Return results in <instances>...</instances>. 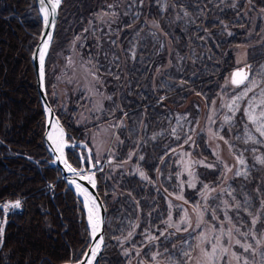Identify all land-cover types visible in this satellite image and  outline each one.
I'll return each mask as SVG.
<instances>
[{"label":"rangeland","instance_id":"rangeland-1","mask_svg":"<svg viewBox=\"0 0 264 264\" xmlns=\"http://www.w3.org/2000/svg\"><path fill=\"white\" fill-rule=\"evenodd\" d=\"M161 1L155 2L159 5ZM163 2L165 8L171 9L173 20L170 22L174 28L183 10L176 0ZM152 3V0H60L58 8L64 9L60 16V35L49 52L51 64L45 74L47 93L56 109L63 116H71L72 125L80 126L77 136L70 139L81 140L82 145L70 149L81 159L82 169L92 170L94 174L100 172L109 204L112 200L117 207H125L130 202L119 188L125 175L135 174L160 189L166 208L164 226L160 229L165 242L159 250L157 241L143 244L146 248L134 264H207L201 249L211 251V245L198 237L203 232L214 241L221 228L225 233L232 229L234 239L252 244L255 252L245 253L233 242L226 258L217 260L216 264H244L245 257L248 264H264V163L260 162L264 160V136L256 131L264 124V118H260L264 111L261 105L264 55L255 57L264 52V0H217L211 5L204 4L203 8L218 23L213 20L208 26L203 17L196 31L189 33L186 48L170 35L169 23L161 25L152 21L149 11ZM223 9L229 15L221 20L216 13ZM128 18L130 23L121 26ZM131 31L136 33V44L127 58L121 36ZM236 34L243 40L226 46L231 51L233 67L223 72L221 79L215 77L217 92L210 100L205 99V94L189 83L201 67L202 59L210 60V49L214 45L219 47V40L224 42ZM89 37L97 40L93 58L83 56ZM143 38L146 43L149 38L154 48L147 49L149 62L143 61L146 56L140 49L144 47ZM250 47L255 48L251 51ZM112 51L114 56H110ZM135 65L142 70L140 82L136 84L129 71ZM242 66H251L249 80L254 79L257 85L246 96L241 95L245 85L231 83L233 70ZM165 83H176L181 92L161 91ZM147 88L152 91L151 108L142 104L139 112L126 115L128 111L123 110L121 96L124 94L129 101L137 99L141 103L143 93L149 92ZM237 96L241 98L235 100ZM163 99L167 106H162ZM248 111L257 117V123L248 119ZM151 112L156 120L155 128L149 130ZM200 136L210 150L208 156L198 148ZM156 141L158 145L161 141L160 148L166 153L158 168L152 165L155 168L152 177L141 161L146 152L151 154L150 146ZM257 142L263 144L257 146ZM160 166H165L164 173ZM202 167L210 168L217 174L216 179L205 178ZM237 172L241 175H236ZM180 196L183 199L177 198ZM117 207L118 210L120 207ZM125 214L127 234L112 237L124 256L129 243L138 244L133 241V235L139 224L137 219L130 218L129 212ZM254 217L256 224L252 225ZM198 222L200 227L196 226ZM245 232L252 234L240 235ZM149 236L148 233L144 239ZM222 243L228 244L226 234ZM232 252L240 256L239 261L232 257Z\"/></svg>","mask_w":264,"mask_h":264},{"label":"trees","instance_id":"trees-1","mask_svg":"<svg viewBox=\"0 0 264 264\" xmlns=\"http://www.w3.org/2000/svg\"><path fill=\"white\" fill-rule=\"evenodd\" d=\"M155 1L152 0V10L151 7L149 8L150 18L161 25L169 23L170 35L176 37L178 44L184 45L185 48L189 33L196 31L197 25H201L203 17H205V23L208 26L212 25L213 20L216 21L214 15L212 16L210 11L205 7L203 8V6L206 3H209V5L216 3L217 0H192L191 2L189 0H176L183 11L179 13L180 19H178L174 28L170 22L173 20L171 9L165 8L164 0L159 5ZM27 8H30L31 16L27 15ZM58 9V23L55 28L56 32L50 49L51 52L58 43L61 27L60 16L64 11L62 6H59ZM205 11L207 15L203 14ZM38 12L36 0H0V198L17 195L26 196L23 203V212L12 215L8 222L5 233L6 238L0 251V264H63L66 261L79 259L89 245V233L81 202L66 181L62 178L56 180L57 171L49 165L46 166L45 162H42L43 170L40 172L34 163L25 159L22 155L14 157L9 153V151L27 152L36 158L47 155L42 139L45 129V117L38 96L34 64H32V50L38 39V36L34 33L39 35L42 28V21ZM23 13L24 18L22 17ZM228 15L229 11L225 9L216 13V16L221 20L226 19ZM130 18L120 25L129 24ZM216 22L218 23V21ZM125 33L122 34L121 39H123L125 54L129 58V54L136 44L134 40L136 33L131 31L126 36ZM95 38L91 37L90 39L89 37L83 48V56L95 57L93 51V47L97 42ZM242 40L240 34H236L224 42L219 40L218 49L211 44L213 48L209 52L210 60H207V58L202 59L201 67L198 68L194 79L189 83L205 94V99L210 100L217 92L215 77L221 79L223 72L233 67L231 51L226 46ZM142 43L144 47L140 48L141 52L146 53L143 61L149 62L147 49L154 48L149 38L147 43L146 39L143 38ZM209 43L211 42L209 41ZM254 48L250 47L251 51ZM227 51L229 52L226 55ZM51 54L46 60V72H48L51 64ZM103 54H100V56L103 57ZM114 55V51H112L110 56ZM261 55H264V52L257 53L255 57ZM223 57L224 59L219 62ZM138 65H135L133 69L129 67L134 84L140 82L139 75L142 74V70L137 68ZM175 84L165 83L161 91L166 93L177 91V93H180L179 89L181 87L175 86ZM148 91L143 93L141 103L137 99L129 101L124 94L121 96L122 103L125 105L123 110L128 111L125 113L126 115L131 112L133 114L139 112V106L150 102L152 91L150 89ZM50 101L54 106L51 97ZM161 101H163L162 106H167L165 104L166 100ZM150 105L149 103L145 106L149 109L151 108ZM123 110L120 109L119 114ZM57 114L68 130V137H76L80 126L72 125L71 116L61 115L59 110H57ZM154 114L158 115L157 117L160 116L157 112ZM155 120L156 116H152L151 112L149 130L153 127ZM203 139L201 136L198 139L200 142L198 148L208 156L211 153L206 148ZM261 144L263 143H256L257 146ZM160 145L162 146L161 141L159 145L157 141L154 142L150 146L152 149L151 154L146 152V157L141 161V165L146 167L148 174L152 177L155 169L152 165H157L158 168V162L163 159L166 153V150H162ZM67 156L74 164H78L79 160L75 157L72 149L69 148ZM159 169L162 170L161 173L165 172V166H160ZM201 173L207 179H216L217 176L210 168L206 167L201 168ZM97 178V189L105 202L107 211L106 244L97 264H134L133 261L138 257L141 250L146 248L143 244L150 245L155 241H157V244L159 243L157 247L159 250L165 242L160 229L164 226L163 217L166 214L165 199L161 195L160 189L151 184L152 182L144 181L135 174L125 175L119 188L121 193L125 192L130 202L125 207L119 205V208L112 200L109 204L105 183L100 174H97ZM49 181H53V185L47 191L48 188L44 186ZM112 195L111 193L110 196ZM116 207L119 209L117 210ZM126 211L129 212L130 218L137 219L139 224L133 235V241L138 244L134 246L129 243L127 254L124 256L120 251L119 244H115L112 237L127 234ZM146 231L151 235L147 240L144 239L148 234H146ZM151 237L157 239H151Z\"/></svg>","mask_w":264,"mask_h":264},{"label":"water","instance_id":"water-1","mask_svg":"<svg viewBox=\"0 0 264 264\" xmlns=\"http://www.w3.org/2000/svg\"><path fill=\"white\" fill-rule=\"evenodd\" d=\"M38 6H39V10H41V8H45L47 10V14H48V26H45V21H44V16L45 13L41 11V18L43 21V26H42V30H41V35L39 36L38 41L36 42L37 44L34 46L33 51H32V64H34V73L36 75V85L38 87V92H39V96L42 102V106L44 107V111H45V131L43 134V139H44V144L46 149H48L50 151V153L52 154V156L57 160V163L60 167V170L62 171V173L64 174V180H66L68 182V185L70 187H72L73 185H84L88 190L91 191V193L94 196V199L96 200V204H97V217H99V219L97 220V217L94 218L93 217V223H96L98 226V230L96 232L95 238H93V223L89 222V215L86 213V220L85 222H87V226L89 229V233H91L90 235V245H88V247L85 249L82 258L77 261L74 262L73 264H87V257H88V253L91 252L97 241H100V238L103 237V240L100 241V246L97 249L93 260H92V264H96L99 260L100 257V253L105 245V225H106V207H105V202L104 200H102L99 191L97 190L96 185L93 187V184L90 182V180H88L85 175L83 173H81L78 169L74 168L71 164L70 161H68V159L66 158V150L69 147H77V146H81V140L76 141V142H71L69 141L68 137H67V130L65 129V127H63L62 122H61V118L60 116H58V114L55 112V109L53 108V106L50 103V98L49 95L47 93V85H46V59L48 56V52L52 43V40L54 38V34H55V28L57 25V18H58V6L56 7V12L55 15L53 16L51 13L52 10V4L54 3V0H44V4L42 5L40 3V0H36ZM49 33L51 34L49 37ZM45 41H47V45H45ZM41 52L44 53V77L43 79H41L40 75H39V68H40V64H39V56L41 54ZM238 69H244V71L249 74V69L246 70L245 66L236 68V70L234 72H236ZM237 79H239V77H237ZM57 123L63 127L64 129V138H65V142H64V148H63V152L61 154V152H57L56 149H54V147L52 146V142L51 139H49V134H51V131L53 129V125L54 123ZM62 155V159L58 160L57 157ZM65 161L67 162V165H70L72 169H75V171H69V169L66 167L65 165ZM91 168V167H90ZM74 182V183H73ZM95 184V183H94ZM79 200L81 202H83V197L80 196L78 194ZM93 253V252H92ZM91 253V254H92Z\"/></svg>","mask_w":264,"mask_h":264},{"label":"snow or ice","instance_id":"snow-or-ice-1","mask_svg":"<svg viewBox=\"0 0 264 264\" xmlns=\"http://www.w3.org/2000/svg\"><path fill=\"white\" fill-rule=\"evenodd\" d=\"M40 3L43 5L44 4V0H40ZM59 3H60V0H55V2L52 4L51 13H52L53 16L55 15L56 7L58 6ZM41 11L42 12H45V16H44L45 26H48V14H47L45 8H43V7L41 8ZM50 35L51 34L49 33V37H50ZM47 43L48 42L45 41V45H47ZM39 64H40L39 75H40L41 79H43V77H44V53L43 52H41V54L39 56ZM93 75H95V74H93ZM237 77H239V79H237ZM231 83L234 84V85H237V86H239V85H245L244 91L241 93L242 96H246L248 94V92H251L253 90V88L257 86L254 79L253 80H249V76L244 71V69H238L236 72L232 73ZM262 92H264V89H262ZM240 98H241L240 96H237L235 98V100H239ZM235 100L233 101V104L235 103ZM261 105L264 106V100L261 101ZM231 106L232 105H229V107H231ZM247 115H248V119L250 121H252L253 123H257V117H255L254 115H252L251 111H248L247 112ZM260 118H264V111H261ZM226 119H228V118L226 117ZM256 131L259 132L261 136H264V124H260L257 127ZM220 138L223 139V137H220ZM49 139H53V136L51 134H49ZM190 139H191V137H189V140ZM63 148H64V142H63V140L62 139L57 140L56 141V150L59 151V152H61V154H62ZM57 159L58 160L62 159V155L61 156H58ZM260 162L261 163H264V160H260ZM240 163L243 164L244 161L243 160H240ZM65 165H66V167H68L69 171H75V169H72L70 165H67V162L66 161H65ZM207 166L208 167H211L212 165H207ZM140 175L141 176H144V173L141 172ZM236 175H241V173L240 172H237ZM90 182L93 184V187H94L95 186L94 181H91L90 180ZM191 186L194 187L195 185H191ZM79 187L80 186L77 185V188H79ZM204 187L205 188H208L207 185H204ZM83 191H84V193H85V195L87 197V195H88L87 194V190L84 189ZM177 198L178 199H183L182 196L177 197ZM93 203H94V201H93ZM225 205L231 207V205H228V202L227 201H225ZM20 206H21V202L19 200L15 201V202H12V203H4V204L0 205V211L7 212L9 209H18V208H20ZM86 206H87V201H86ZM235 207L236 208H240V205L239 204H236ZM92 212H93V209L90 208L89 209V222L90 223H93ZM98 219H99V217H97V220ZM228 219L230 221V218H228ZM251 223H252V225H255L256 224V218L255 217L252 219ZM196 226L197 227H200L199 222L197 223ZM97 230H98L97 224L96 223H93V233H92L93 238H95V235H96ZM177 230L179 231L180 229L177 228ZM187 230L188 229H184V231H187ZM235 230L237 232H239V229L238 228L235 229ZM2 232H3V228H0V235H2ZM225 234L228 236V244H227V246H224V244L222 243V238H223V236ZM250 234H252V233L251 232L240 233V235L243 236V237H247ZM129 236H131V233H129ZM151 239H157V238L156 237H151ZM198 239L201 242L207 241L211 245V251H208V250H205V249H201L204 257L206 258L207 264H216V261L217 260L225 259L226 256H227V254L229 253V248L232 246V243L233 242L236 245H239L240 248H242L245 253H248L250 251L251 252H255V249L253 248V245L252 244H243V243H241V240L240 239H234L232 229H229L227 231V233H225L224 230H223V228H221L220 234L217 235L214 238V241L213 240H209L208 237H206L203 232L200 234V236L198 237ZM102 240H103V237L100 238V241H102ZM100 241L97 242L96 248L92 250L93 256L95 255L97 249L100 246ZM0 242H2V241H0ZM256 243L259 244L260 242L259 241H256ZM218 252H219V255H217ZM184 255L187 256V257H189V259L191 258L189 253H185ZM231 255L237 261L240 260V256H238L235 252H232ZM262 256H264V253H262ZM88 264H92L91 258L89 259ZM226 264H227V262H226ZM244 264H248L247 257L244 258Z\"/></svg>","mask_w":264,"mask_h":264},{"label":"bare ground","instance_id":"bare-ground-1","mask_svg":"<svg viewBox=\"0 0 264 264\" xmlns=\"http://www.w3.org/2000/svg\"><path fill=\"white\" fill-rule=\"evenodd\" d=\"M54 2H55V0H54ZM37 3V2H36ZM59 5V4H58ZM37 9L39 10V6H38V4H37ZM30 8H27V15H29L30 16ZM46 10V9H45ZM46 12H47V10H46ZM25 13V12H24ZM24 13L22 14V17L24 18ZM45 13V12H44ZM38 14H39V17H40V20L42 21V18H41V10H39V12H38ZM21 17V18H22ZM58 19V18H57ZM58 23V22H57ZM42 26H43V21H42ZM57 26V25H56ZM41 30H42V28H41ZM56 32V31H55ZM41 31H40V33H39V35H38V33H34L36 36H38V39H39V36L41 35ZM54 36H55V34H54ZM38 39H37V41H38ZM54 39V38H53ZM36 41V42H37ZM37 44V43H36ZM52 44H53V40H52V43H51V46H52ZM51 46H50V49H51ZM50 49H49V51H50ZM33 51V50H32ZM49 53V52H48ZM33 54V53H32ZM48 56H49V54H48ZM48 56H47V58H48ZM47 60V59H46ZM251 63V62H250ZM249 63V64H250ZM46 65H47V63H45ZM236 68H239V67H236ZM250 68H251V66H247L246 67V70L247 69H249V74H250ZM236 70V69H235ZM235 70H233V72L232 73H234V71ZM46 72V71H45ZM249 74H248V76H249ZM35 75V74H34ZM38 96H39V92H38ZM39 98H40V96H39ZM49 98H50V96H49ZM40 102H41V99H40ZM50 103H51V101H50ZM146 104H149V103H145V105ZM51 105H52V103H51ZM41 106H42V102H41ZM53 106V105H52ZM53 108L55 109V112L57 113V110H56V107L55 106H53ZM43 111H44V107H43ZM44 117H45V111H44ZM45 120H46V117H45ZM61 122H62V120H61ZM44 125H45V123H44ZM62 125H63V127H65L64 126V124H63V122H62ZM53 127V129H52V131H51V135L53 136V139H51V142H52V146L54 147V149H56V141L57 140H59V139H62L63 140V142H65V138H64V129H63V127H61L59 124H58V122L56 123H54V125L52 126ZM65 129L67 130V128L65 127ZM62 130V131H61ZM44 131H45V129H44ZM67 133H68V130H67ZM43 134H44V132H43ZM67 137H68V134H67ZM42 139H43V135H42ZM68 139H69V141H71V139L68 137ZM72 142V141H71ZM81 145H82V142L80 143ZM43 146H44V149H45V151H46V153H47V155L46 156H42V157H34L32 154H30V153H22V152H18V151H15V152H12V151H9V153L12 155V156H16V155H22L25 159H27V160H29V161H31L32 163H34V165L36 166V168H37V170L38 171H40V172H42V170H43V164H42V162H45V165L46 166H50V167H52L54 170H56L57 171V176H56V180H58V179H60V178H62L63 180H64V174L62 173V171L60 170V167H59V165H58V163H57V160L52 156V154L50 153V151L48 150V149H46V147H45V144H44V139H43ZM70 148V147H69ZM69 148H67V150H66V158L68 159V156H67V151H68V149ZM57 151V150H56ZM58 153H59V151H57ZM68 161H70V164L74 167V168H76V169H78L81 173H83L84 175H85V177L88 179V180H91V181H94V183H95V185H96V187L98 186V178H97V174H100V172L99 173H95L94 174V172L91 170V171H85V169L83 168H81V159H80V161H78V164H74V162L72 161V160H70V159H68ZM85 167H87V165H84ZM91 168L93 167V165H91L90 166ZM89 167V169H91ZM68 168V167H67ZM90 178V179H89ZM66 181V180H65ZM66 183H67V185H68V182L66 181ZM53 185V181H49V183L48 184H46L44 187L45 188H48V190L47 191H49L50 189H51V186ZM69 186V185H68ZM70 187V186H69ZM71 189H72V191H74L75 192V194H76V196H77V198H78V200H79V197H78V194L80 195V196H82L83 197V202H81L80 200V202H81V208H82V211L84 212V214H85V220H86V213L89 215V209L91 208V209H93V212H92V217H94V218H96L97 217V213H98V211H97V204H96V200L94 199V196H93V194L91 193V191L90 190H88L84 185H81L79 188H77V185H73L72 187H71ZM84 189H86L87 190V197H86V195H85V193H84ZM98 190V189H97ZM99 191V190H98ZM100 194V193H99ZM101 196V195H100ZM25 198H26V196L25 195H17V196H6L5 198H0V205H2V204H4V203H12V202H15V201H17V200H19L20 202H21V206H20V208H18V209H9L7 212H4V211H0V228H3V232H2V235H0V241H2V242H0V251L2 250V246H3V243H4V241H5V233H6V230H7V225H8V222H9V220H10V218H11V216L12 215H15V214H18V213H22L23 212V210H24V200H25ZM86 201H87V206H86ZM93 201H94V203H93ZM106 221V220H105ZM107 222V221H106ZM105 234H106V232H105ZM98 242V241H97ZM97 242H96V245H95V247H94V249L96 248V246H97ZM90 243V238H89V242H88V244ZM105 243V242H104ZM106 244V243H105ZM90 245V244H89ZM104 247H105V245H104ZM104 247H103V249H104ZM103 249H102V251H103ZM85 251V250H84ZM101 251V252H102ZM84 253V252H83ZM83 253L81 254V257L79 258V259H77V260H74V261H66V262H63V264H73L74 262H77V261H79L81 258H82V256H83ZM92 253V251L91 252H89L88 254V257H87V264H88V261H89V259L91 258V260H93V253ZM101 254V253H100ZM97 264V263H96Z\"/></svg>","mask_w":264,"mask_h":264}]
</instances>
